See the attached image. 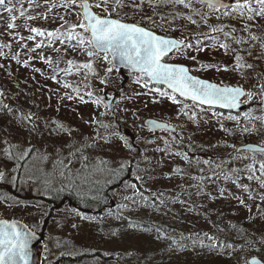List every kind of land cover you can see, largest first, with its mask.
<instances>
[{"label":"rangeland","instance_id":"rangeland-1","mask_svg":"<svg viewBox=\"0 0 264 264\" xmlns=\"http://www.w3.org/2000/svg\"><path fill=\"white\" fill-rule=\"evenodd\" d=\"M21 2L25 16L21 17L19 12L14 13L17 16L14 21L17 25L15 29H6L9 22L7 13H4L3 18L0 19V44H11V50L0 49L6 53L5 56H0V64L4 65L0 68V91L4 93V96L0 98V104H9L16 110L14 112L16 116L23 113H35L36 117H39L37 123L41 125L47 120L62 122L77 130L72 134L77 139H82L81 133L87 136L92 132L93 128L89 127L86 121H90L93 115H98L100 112H107V115L100 119L105 123H111L113 127L109 131H118L127 143L132 145V151L130 152L124 146V140L113 138L112 143L105 145L102 150L93 152L89 149L90 157L99 156L110 161L109 167H116L118 163L128 160L129 157H135V160L129 162L130 167H127L124 173L113 177L110 184L104 183V180L108 178L107 174L99 177L101 188L96 199L83 200L79 196V200L74 203L62 198L67 189L60 192L54 191L53 194L59 196V203L56 204L55 201H44L50 197V192L45 191L41 185L35 184L31 187L27 183L14 185L7 181L0 182V196L15 197L22 202L21 207L8 208L7 212L0 207V218L19 220L25 222L38 234L44 232L42 260H46L48 264H53L62 257L87 255L92 256L91 259L78 264H238L240 252H232L229 255L227 250L219 249L217 246L219 243L244 245L245 240L241 237L258 241L264 234V201L260 199L264 189L259 188L258 181L255 179H247L251 174L247 166L254 160L264 161V153L249 151L236 153L232 147H229V145H235L240 148L247 144L264 146V110L260 106L261 96L258 87L259 83H264V78L258 75V71L264 73V59H255L261 50L252 51L251 57L247 56L246 51L241 52L246 61L255 66L252 69L253 78L245 74L246 79H241L237 72L231 71L234 63L231 52L225 54L223 50L213 48H206L201 52H189L196 56L199 62L229 66L230 70L227 72L214 70L199 72L204 79L217 83L223 81L231 85L239 83L246 90L255 93V99L246 103L252 108L247 113L255 119H247L242 114L237 115V120H232L228 119L229 115L236 116V114L213 116L212 111L201 112L196 109L197 122H193L186 116H178L181 105L172 103L166 97L154 94L135 95L145 93L147 90L133 83L134 76L127 81L121 72H114L106 88L100 85L98 80L89 76L92 90L98 95L109 93L118 97L114 102L116 115L113 116L110 111L103 107L97 108L91 102L60 100L59 97L65 92L72 95L74 93L49 79L48 77L53 74L52 71L38 58L43 55L52 58L53 61L66 59L83 61L87 59L85 56L71 51L65 56L63 46L58 42L54 47L61 48L60 52L54 51L52 47H42L32 52L30 49L36 42L43 40L47 44V38L36 37L35 41L26 39L29 35H35L28 31L29 27L51 31L61 24L68 27L77 23L78 18L75 12L80 10L73 11L72 8L60 7L64 0H34L31 4L29 0H21ZM156 3L159 6L150 7L145 0L143 11L134 12L131 8H124L119 14L124 16L127 13L131 17L128 22H142L145 26H151L146 19L151 16L157 22L154 27L157 32L172 34L178 38L191 37L194 33L208 31V27L199 17H193L199 26L179 18L177 14L179 16L190 14L189 10L182 5L174 3L165 5L161 0H156ZM53 4L56 7H52ZM16 7L20 8V2L16 3ZM194 7L201 8V5L195 4L194 0ZM203 11L208 9L204 8ZM28 16H33L35 19L29 20ZM45 16L47 19L44 18ZM160 16L170 23H163ZM174 17L177 18L172 22ZM208 23L209 25H232L241 37L244 34L240 31V22L231 18L222 16L220 20L211 19ZM161 25L167 31H161ZM172 28L180 30L171 31ZM252 31L259 36H264V21L253 27ZM20 37L25 39L21 40ZM232 47L238 46L232 44ZM250 48H256V46L249 45L244 49ZM17 54L21 63L12 59V56ZM23 61H29V67H24ZM193 64L197 69L198 64L195 61ZM59 66L64 68L66 64L61 62ZM95 67L103 76L107 65L97 61ZM34 68L41 71L35 72ZM59 79L61 83L68 80L74 86L78 85L81 94L86 91L83 75L67 77L61 75ZM121 89L123 95L130 99L121 98ZM153 99L158 102L154 103ZM85 100H88L87 96ZM125 108L126 112L123 111ZM149 118L175 125L178 135L150 131L145 125ZM245 127L254 128L255 131L245 133L243 132ZM224 129L230 131L226 132ZM126 130H130L132 136L126 135ZM3 135H9L14 143L22 142L25 138L32 139L28 137L27 132L17 126L13 114L0 112V136ZM173 137L176 139L174 140ZM164 139L168 140V145H165ZM150 140L154 143H149ZM32 142L41 151L45 147L52 151L60 140L56 136L49 137L45 134L43 137H36ZM165 148L167 151L157 150ZM175 152L181 155L169 154ZM185 153L188 160L183 158ZM238 156L240 158H237ZM144 157H148L151 161L150 167L154 169V172L144 171L149 168V164L143 162ZM89 162L97 163L92 158ZM12 167L13 161L0 156V168L11 170ZM177 167L183 169V177L172 172ZM9 174L11 175V171ZM165 174H171V179L165 178ZM259 174V172L256 173L257 176ZM137 175L145 176V181L137 180ZM149 175L155 176V179H147ZM226 176L230 179L226 180ZM234 180L239 184L248 185L251 192L237 187V184L232 182ZM131 184H136L137 187L143 185L141 190H144V195L149 200L147 206L138 196L135 197V203L124 199L125 196L133 195L134 190L130 187ZM55 187L58 188L60 185ZM146 189H151V192ZM221 189L225 190L223 196L220 194ZM160 192L164 195L159 196ZM197 192L200 194L197 195ZM249 195L253 199H249ZM238 198L243 199L246 206L241 205ZM159 200H164L165 205L157 208L152 202ZM24 204L28 207L24 208ZM122 204H126L127 207H120ZM251 217L255 219L252 220ZM73 224L76 227H72ZM141 224L151 226L153 231L139 227ZM231 225H236V228L233 229ZM157 228L161 229L159 233L156 231ZM220 228L224 231H219ZM238 229L244 231L241 232ZM204 232L219 237L216 249L201 247L198 242H194L195 234ZM190 236L192 238L188 239ZM200 238L205 244L209 243L205 237ZM181 239L187 245L183 249L178 248L174 243ZM256 249H259V252ZM252 254L264 255V245L257 243L252 249Z\"/></svg>","mask_w":264,"mask_h":264},{"label":"snow or ice","instance_id":"snow-or-ice-1","mask_svg":"<svg viewBox=\"0 0 264 264\" xmlns=\"http://www.w3.org/2000/svg\"><path fill=\"white\" fill-rule=\"evenodd\" d=\"M20 2V8L16 7V3ZM34 0H29L33 3ZM165 5L174 3L182 5L188 9L190 14L184 16H177L181 19H186L192 25H198L197 20L193 17H199L205 26L208 27L207 32H199L192 34L191 37H184L177 39L162 35L154 30L157 22L151 16L147 17V21L151 26H145L142 22H128L131 17L127 13L120 16V10L124 8H131L134 12L143 11L145 0H64L59 6L62 8H72L75 12L78 22L68 27L61 24L58 28L48 31L38 27H29L28 31L35 35L27 36L28 41H35L36 37H46L47 44L43 40L35 43V46L30 51L35 52L36 49L42 47H52L54 51L60 52L61 48L54 47L58 42L63 46L65 56L69 51L83 55L87 59L78 61L75 59L56 60L53 61L50 57L40 55L38 58L46 63L52 75L49 79L60 84L64 89H70L74 95L65 92L60 96V100H78L81 103H93L97 108L103 107L110 111L113 116L116 115V109L113 108L111 103H104V98L92 90V84L89 81V76L99 81V84L105 88L109 85L114 72H120L121 67L127 68L135 77L133 83L140 85L146 89L145 93H136L135 95H149L154 94L159 97H166L174 104H181L179 115L186 116L189 120L197 122V111L201 112L212 111L213 116L222 115L213 111L216 108L220 109H239L241 105L250 103L255 99L256 94L250 90H245L242 84L236 85L226 84L223 81L219 83L213 82L209 79L200 78L199 76L192 75L193 69L186 65L178 63H170L173 55H184L187 59L195 61L198 64L196 71H209L216 72L229 71V66H221L214 63H202L197 61L196 56H189V52H201L206 48H213L216 50H223L225 54L231 52L234 57V63L231 66V71L237 72L241 79H246L245 71L247 69H254V64L248 63L241 52H247V56L253 55L251 50H246L242 47L233 48L232 44L237 46L250 44V47H255L256 43L260 45V54L255 59H264V36H258L252 31L253 27L264 21V0H195V4L201 5V8L194 7V0H161ZM150 7L159 6L156 0H147ZM52 7H56L55 4ZM206 8L208 11H203ZM0 19L3 14L7 13L9 22L6 25L7 30L15 29L17 25L14 21L17 16L14 14L19 12L21 17L25 16L23 10V3L21 0H0ZM231 18L240 22V31L244 32L246 36L241 37L239 32L232 25H209V20H220L221 17ZM47 19V16L44 17ZM174 17L173 21L175 20ZM27 19H35L33 16H28ZM63 20V17H61ZM163 23H170L160 16ZM66 23V21H65ZM180 29L172 28L171 31H178ZM161 31H167L161 25ZM24 40V37H20ZM26 47V45H22ZM7 48L11 50V44H0V49ZM171 54V55H170ZM6 53L0 51V56H5ZM12 59L17 63H21L18 54L13 55ZM31 59V58H30ZM100 61L106 64L103 76L97 72L95 64ZM63 62L66 67L61 68L59 65ZM24 67H29V61H23ZM4 65L0 64V68ZM33 71L40 72L38 68ZM83 75L86 82L84 87L86 91L81 94L80 87L74 86L68 80L61 83L59 77ZM261 78H264V73H259ZM164 86V87H161ZM259 95L261 96L260 104L264 108V83H259ZM102 90V89H101ZM106 95V94H105ZM4 93L0 91V98ZM85 96L88 100H85ZM180 98L191 101L182 103ZM121 98L130 99L123 95L121 89ZM153 102H158L153 99ZM59 109H57L58 111ZM16 110L12 109L9 104H0V112L13 114L17 126L27 132L28 137L22 142H12L9 135L0 136V156L13 161L11 170L0 168V182H9L14 185L22 183L42 185L45 191H65L68 188L77 193L81 199H96L100 191L99 177L107 174L104 180L105 184L112 183L113 177L120 176L124 173L127 167H130L129 162L134 161L135 157H129L128 160L118 163L116 167H109L110 161L105 160L99 156L90 157L89 149L95 152L102 150L105 145H110L113 138L124 140L125 147L132 151V145L127 143L126 139L120 135L118 131H109L113 127L111 123H105L100 117L106 116L107 112H100L98 115H93L90 121H86L89 127L93 128L87 136L80 134L82 139H77L72 136L76 129L64 125L62 122L56 120H47L43 125L37 123L39 117L35 113H23L19 116L14 115ZM127 111V109H123ZM245 118L255 119L249 113H244ZM228 119L237 120L238 116L229 115ZM154 128L168 131L170 124L166 121L164 123H157L149 121ZM143 127V125H142ZM221 127L223 125L221 124ZM103 130V132L101 131ZM151 131V129H149ZM224 131H230L224 129ZM255 131L248 127L243 128V132L248 133ZM7 132V129H5ZM47 134L49 137L56 136L60 143H58L52 151L47 147L41 151L32 140L36 137H43ZM163 139V138H161ZM175 140L176 138L173 137ZM154 143V141H148ZM165 145H168V140L164 139ZM236 153L241 151H260L264 153V147L259 145H245L237 148L235 145H229ZM158 151H167L165 149H157ZM170 155L180 156L181 153H169ZM90 158L95 159L97 163L91 164ZM183 158L188 160L187 154H183ZM237 158H240L239 156ZM247 159V157H243ZM143 162L149 164V168L144 171L154 172L150 167L151 161L148 157L143 158ZM208 163V161H205ZM257 164L259 165L257 167ZM50 165V167H49ZM139 168V164H137ZM247 170L251 173L247 179L258 181L259 188L264 189V161H253L252 164L247 166ZM11 171V175L9 174ZM235 171V170H233ZM176 175L183 177V169L177 167L172 170ZM260 174L257 176L256 173ZM165 178L171 179V174H165ZM139 181H145V176L137 175ZM147 179H155V176L149 175ZM225 179H230L225 177ZM237 184V187L242 188L246 192H251L248 185L239 184L236 180L232 181ZM60 185V187H55ZM130 187L134 190L132 196H125V200L136 202L135 197H139L140 201L147 206L149 203L148 197H145L144 190H141L143 185L137 187L136 184H131ZM151 192V189H146ZM223 189L220 190L221 196L224 194ZM200 193L197 192V195ZM157 195V194H153ZM163 196L164 193H158ZM239 199L241 205H245L243 199ZM249 199H253L249 195ZM260 199L264 201V193L260 194ZM11 201V203H9ZM175 202V200H174ZM184 203V201H179ZM154 206L159 208L165 205L164 200L153 201ZM6 205V207H5ZM22 202L11 196H0V207H3L4 212L8 208L21 207ZM246 206V205H245ZM24 208L28 205L24 204ZM38 207V206H37ZM126 208V204L120 205ZM259 207V206H257ZM251 211V209H249ZM79 214V213H77ZM250 219L254 220L255 217ZM215 226V225H214ZM72 227H76L75 224ZM233 229L236 225H231ZM157 233L161 231L160 228L156 229ZM219 231L223 232L224 229L220 228ZM243 232V229H238ZM36 233L33 232L26 225L15 219L0 218V264H30L32 257V250L30 247L31 241L35 238ZM203 236L209 241L205 244L204 240L200 237ZM196 240L199 246L207 247L209 249H216V242L219 237L210 235L207 232L196 233ZM192 237H188L191 239ZM245 240L244 245H236L234 243H223L222 246L227 250L230 255L232 252H240L241 255L238 259V264H264V255L257 256L252 254V249L255 248L257 243L264 245V234L259 240H253L247 237H241ZM178 248H185L187 245L180 241H174ZM259 252V249H256ZM247 253V254H245Z\"/></svg>","mask_w":264,"mask_h":264},{"label":"water","instance_id":"water-1","mask_svg":"<svg viewBox=\"0 0 264 264\" xmlns=\"http://www.w3.org/2000/svg\"><path fill=\"white\" fill-rule=\"evenodd\" d=\"M120 67H121V70H128L127 68H124L123 66H120ZM105 94L104 95H100L101 97L104 98V103H111L113 108H115L114 107V102L116 100V95H113V94L110 95L109 93H105ZM182 99H184V98H182ZM215 110H221V111H224V112H230V113L238 114V113L244 112L246 110V106L243 104V105H241V107L239 109L229 110V109L216 108ZM149 121H155L157 123H164V121H160V120H157V119L149 118L145 122V125L149 129H151V131H153L154 133H158L160 131H164L162 129L154 128L152 124L148 123ZM168 131L173 132V134L175 136L178 135L177 129L171 124H170V128H169ZM126 135H128V136L131 135L132 136L131 131L130 130H126ZM247 145H257V144H247ZM259 146H261V145H259ZM261 147H264V146H261ZM241 152H243V151H241ZM249 152H253V151H249ZM254 153H261V152L260 151H255ZM17 221H19V220H17ZM19 222L21 223V225H26L28 228H30L25 222H22V221H19ZM33 232H35V231H33ZM44 240H45V233L42 232L41 234L36 233L35 238L31 241L30 247H31V250H32V257H31L30 264H41Z\"/></svg>","mask_w":264,"mask_h":264},{"label":"flooded vegetation","instance_id":"flooded-vegetation-1","mask_svg":"<svg viewBox=\"0 0 264 264\" xmlns=\"http://www.w3.org/2000/svg\"><path fill=\"white\" fill-rule=\"evenodd\" d=\"M155 30V29H154ZM155 31H157V30H155ZM254 32V31H253ZM159 33V32H158ZM160 34H162V33H160ZM162 35H167V36H169V37H173V38H177V39H182V38H178V37H175V36H173L172 34H167V33H163ZM257 35V34H256ZM244 36H246V34L244 33L243 35H242V37H244ZM259 36V35H258ZM257 44V43H256ZM250 44H245V45H241V46H238V47H243V48H246V47H248ZM249 50H251V51H254V52H259V50H261L260 49V45H259V43L256 45V48H250ZM171 55V54H170ZM188 55L189 56H192V54H190V53H188ZM169 62L170 63H178V64H183V65H186V66H188L189 68H192L193 69V72H192V75H195V76H199L200 78H203L202 77V75H201V73L199 72V71H196L195 69V67H194V61H192V60H190V59H187L184 55H180V54H176V55H173V57H172V59L171 60H169ZM121 72V74H122V76H125L127 79V81H128V79H130L132 76H134L129 70H121L120 71ZM259 73H260V71H258ZM245 74L246 75H248V76H251L252 78H253V76H254V73H253V70L252 69H247L246 71H245ZM161 87H164V86H161ZM246 90V89H245ZM118 97L116 96V99H117ZM178 99H180L181 101H182V103H188L189 105H191V101H188V100H184V99H182V98H180V97H178ZM181 105V104H180ZM245 106H246V110L244 111V112H242V113H238V114H236V116L238 115H242V114H244L245 112H249L250 110H252V108L249 106V105H247L246 103L244 104ZM182 106V105H181ZM259 106V105H258ZM260 106H261V104H260ZM262 108V107H261ZM262 110H264V108H262ZM213 111H215V112H217V113H222V114H230L229 112L228 113H226V112H224V111H221V110H213ZM166 122V121H165ZM169 123V122H168ZM169 124H171V123H169ZM171 125H173V124H171ZM175 126V125H174ZM176 127V126H175ZM177 129V128H176ZM162 132H169V133H172L173 134V132H171V131H162ZM177 132H178V130H177Z\"/></svg>","mask_w":264,"mask_h":264},{"label":"trees","instance_id":"trees-1","mask_svg":"<svg viewBox=\"0 0 264 264\" xmlns=\"http://www.w3.org/2000/svg\"><path fill=\"white\" fill-rule=\"evenodd\" d=\"M35 184H31V187L34 186ZM42 186V185H41ZM67 192L64 194V196H62L63 199L68 200L70 203H74L76 201L79 200V195L75 192H73L70 189L66 190ZM54 191L50 192V197L44 199V201H55L56 204L59 203V196H55V194H53ZM148 193V192H146ZM64 200V201H65ZM139 227H143L145 230L148 231H153V228L147 224H141V226ZM219 249H222L223 246L221 243H219V245L217 246ZM92 256L87 255V256H70V257H62V259L57 260L56 262H54L53 264H78L86 259H91ZM41 264H48L46 260H42Z\"/></svg>","mask_w":264,"mask_h":264}]
</instances>
